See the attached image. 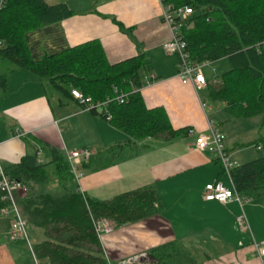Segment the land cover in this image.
I'll return each mask as SVG.
<instances>
[{
  "label": "crops",
  "instance_id": "0c3cea01",
  "mask_svg": "<svg viewBox=\"0 0 264 264\" xmlns=\"http://www.w3.org/2000/svg\"><path fill=\"white\" fill-rule=\"evenodd\" d=\"M58 2L72 10L60 22L68 45L97 39L110 63L144 54L146 73L153 77L140 89L145 105L163 107L173 129H181V133L131 139L98 110L85 109L72 97L53 90L30 71L9 61L12 67L9 65L0 75L4 77L0 90V164H16L26 154H36L38 162H46L50 147L65 157L68 151L89 149L91 155L80 165L83 176L76 181L85 195L104 200L145 186L157 189L162 202L159 214L101 236L112 261L178 240L188 247L196 242H215L216 245H204L210 257L203 264H261L255 244L262 239L257 242L250 231L251 242L236 223L242 211L247 219L256 221L258 206L246 201L241 209L236 201L221 203L203 198L205 185L219 181L229 187L231 179L213 153L193 148L194 135L186 134L188 128L205 131L212 120L225 134V147L235 164L251 158L240 150L243 137L231 131V118L205 99L217 77L205 76L206 85L197 88L181 83L177 77L178 57L165 54L162 48L171 33L162 21L160 0ZM212 110L219 114V121ZM262 138L264 135L258 136L254 143ZM6 217L10 220L0 219V264H34L25 240L9 238L13 214ZM33 232L29 234L32 245L42 238L41 233Z\"/></svg>",
  "mask_w": 264,
  "mask_h": 264
},
{
  "label": "trees",
  "instance_id": "16d2710c",
  "mask_svg": "<svg viewBox=\"0 0 264 264\" xmlns=\"http://www.w3.org/2000/svg\"><path fill=\"white\" fill-rule=\"evenodd\" d=\"M160 1L192 8L180 29L191 60L226 58L230 64L218 83L209 87V100L231 117L260 115L264 128V52L255 48L264 40V0ZM71 14L64 2L6 0L0 10V56L65 96L72 97V88L93 101L112 97L113 87L128 93L123 104L116 100L108 104L107 121L131 139L180 134L163 107L145 105L140 93L147 65L144 54L110 63L97 39L68 45L60 22ZM0 80L3 84L4 77ZM100 115L106 119L105 112ZM49 154L46 162L26 154L18 163L4 166L27 188L17 202L29 228L41 232L42 238L32 245L36 258L46 264H115L102 246L95 222L108 219L120 227L159 214L162 202L157 189L145 186L104 200L89 197L79 190L64 153L50 147ZM230 175L240 195L264 196V155L236 164ZM53 182L56 190L51 189ZM1 196L0 192V209L6 205ZM205 244L188 247L169 241L143 251L148 255L145 264H203L210 257Z\"/></svg>",
  "mask_w": 264,
  "mask_h": 264
},
{
  "label": "built area",
  "instance_id": "2783aa9c",
  "mask_svg": "<svg viewBox=\"0 0 264 264\" xmlns=\"http://www.w3.org/2000/svg\"><path fill=\"white\" fill-rule=\"evenodd\" d=\"M5 5L6 0H0V10L4 8ZM192 11V8L189 6L175 8L170 4L161 3L162 21L171 33L170 39L162 44V48L165 54L176 55L178 57L177 77L181 83L192 84L194 88H197L205 86L207 83L206 77L203 74V68L207 62H197L191 60L189 53L186 51V41L183 40L180 32L183 22L192 13ZM255 48L259 53L264 52V40L256 43ZM152 80V74H144V85L150 83ZM214 83H218V81L214 80ZM70 92L73 99L78 101L85 109L97 108L101 109V112H105L106 120L111 118V115L107 110L108 104L112 100H116L119 104H123L128 95V93L119 90L117 87H113L112 97H107L103 101H93L91 97L83 95V93L76 88H72ZM186 134L194 135V149L213 153L217 157L223 171L231 179L230 170L236 164L231 160L226 150L225 134L217 127V125L212 120H209L208 127L205 131H196L194 128H188L186 130ZM263 146L264 139L256 144V149L261 150ZM90 155L91 151L89 149L71 150L66 153V159L69 163L70 170L75 181H79V179L83 176L80 165L82 160H87ZM0 192L2 193L1 200L6 203V205L0 209V214L5 216L10 213L13 214L8 230L9 238L11 240H25L34 257V264H39V261L33 251V246L30 242L29 224L23 216L17 202L19 194H25L27 192V188L20 181L10 177L1 164ZM203 198L206 201H218L221 203L236 201L240 205L241 209H243V205L247 201L244 196L240 195L235 190L232 180L229 187L224 186L219 181L205 185ZM236 223L238 228L241 230L249 229L248 220L244 211L236 216ZM94 226L100 238L104 234L113 232L115 227L114 223L108 219L97 220ZM255 249L261 259V264H264V243L255 244ZM147 260V253L141 252L139 254L118 260L115 264H145Z\"/></svg>",
  "mask_w": 264,
  "mask_h": 264
},
{
  "label": "rangeland",
  "instance_id": "374dc122",
  "mask_svg": "<svg viewBox=\"0 0 264 264\" xmlns=\"http://www.w3.org/2000/svg\"><path fill=\"white\" fill-rule=\"evenodd\" d=\"M47 2L50 3H57L58 0H46ZM10 65V67H12V65L10 64V62L7 59H4L2 57H0V75H3L6 71H7V67ZM230 69V64L228 62V60L226 58L219 60V62H207L205 67L203 68V74L204 76H206L207 78H212L213 76L217 77V81L218 78L220 77V75L224 72H226L227 70ZM1 81V80H0ZM1 82H0V90H1ZM203 95H205V91L201 92ZM207 102H210V105L212 104L214 106V103L212 101H210L208 99V97L206 98ZM212 106V107H213ZM214 108V107H213ZM215 111V109H213ZM212 110V113L215 114V112ZM224 113V112H222ZM225 114L227 116H229L231 118L232 124H230L231 126V131L232 132H236V133H240L242 134L241 138L243 141V146L240 148V150H243L246 152V154L248 155V159L252 160V159H256L259 156H263L264 155V146L261 150H257L256 149V144L254 143L255 140L258 138V136L260 135H264V128L261 127V116L260 115H256L253 116L251 118H234L231 117V115H229L227 112H225ZM214 118L216 120H220L219 118V114H215ZM245 161V162H247ZM235 162V161H234ZM239 161H236V163ZM56 183L53 182L51 184V189L52 190H56ZM246 200L248 202H252V204H256V206H258V208L255 209V213H256V223H254L251 220V217H249V222L251 225V229H250V225H249V229L247 230H241L239 229L241 234L247 235L248 237L251 238V242H252V237H251V232L253 231V233H255L256 235V239L258 240L257 242H259V240L262 239V241L260 243H264V196L260 197V198H246ZM245 205V204H244ZM0 219L1 220H10V218L4 216V215H0ZM121 227V226H120ZM119 226L115 227V229H118ZM33 232V230L31 228H29V234L31 235ZM38 235H40L39 233H41L40 231L37 232ZM250 241V240H249ZM31 242H33V239L31 238ZM206 244L205 246H211V245H216L215 242H207L205 241ZM207 249V248H206ZM218 250V249H217ZM217 258V257H215Z\"/></svg>",
  "mask_w": 264,
  "mask_h": 264
},
{
  "label": "water",
  "instance_id": "95a60500",
  "mask_svg": "<svg viewBox=\"0 0 264 264\" xmlns=\"http://www.w3.org/2000/svg\"><path fill=\"white\" fill-rule=\"evenodd\" d=\"M97 110H98V112H100V113H101V111H102L101 109H97Z\"/></svg>",
  "mask_w": 264,
  "mask_h": 264
}]
</instances>
